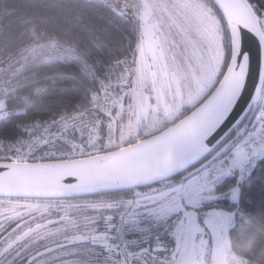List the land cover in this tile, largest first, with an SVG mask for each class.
Masks as SVG:
<instances>
[{"label": "snow or ice", "instance_id": "obj_1", "mask_svg": "<svg viewBox=\"0 0 264 264\" xmlns=\"http://www.w3.org/2000/svg\"><path fill=\"white\" fill-rule=\"evenodd\" d=\"M28 7L0 28V264H264V0Z\"/></svg>", "mask_w": 264, "mask_h": 264}, {"label": "trees", "instance_id": "obj_2", "mask_svg": "<svg viewBox=\"0 0 264 264\" xmlns=\"http://www.w3.org/2000/svg\"><path fill=\"white\" fill-rule=\"evenodd\" d=\"M30 3L31 0H0V8L7 7L14 9L11 15H0V28L4 30L13 43L18 39V18L31 12V9L28 7Z\"/></svg>", "mask_w": 264, "mask_h": 264}]
</instances>
